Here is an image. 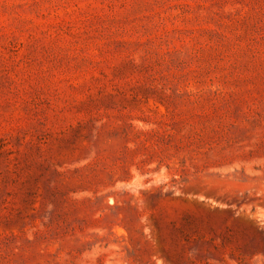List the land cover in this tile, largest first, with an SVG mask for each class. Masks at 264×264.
Listing matches in <instances>:
<instances>
[{"label": "rangeland", "instance_id": "1", "mask_svg": "<svg viewBox=\"0 0 264 264\" xmlns=\"http://www.w3.org/2000/svg\"><path fill=\"white\" fill-rule=\"evenodd\" d=\"M0 264H264V0H0Z\"/></svg>", "mask_w": 264, "mask_h": 264}]
</instances>
